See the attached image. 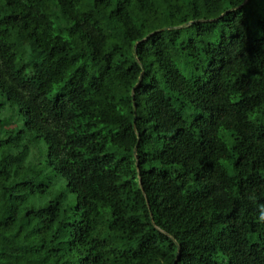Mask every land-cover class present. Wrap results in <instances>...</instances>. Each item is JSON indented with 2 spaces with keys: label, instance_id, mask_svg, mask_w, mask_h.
<instances>
[{
  "label": "trees",
  "instance_id": "1",
  "mask_svg": "<svg viewBox=\"0 0 264 264\" xmlns=\"http://www.w3.org/2000/svg\"><path fill=\"white\" fill-rule=\"evenodd\" d=\"M0 264H264V0H0Z\"/></svg>",
  "mask_w": 264,
  "mask_h": 264
},
{
  "label": "rangeland",
  "instance_id": "2",
  "mask_svg": "<svg viewBox=\"0 0 264 264\" xmlns=\"http://www.w3.org/2000/svg\"><path fill=\"white\" fill-rule=\"evenodd\" d=\"M228 142V140H226Z\"/></svg>",
  "mask_w": 264,
  "mask_h": 264
}]
</instances>
